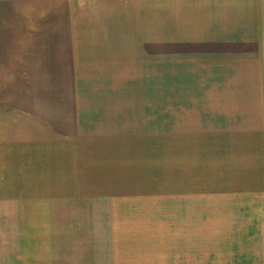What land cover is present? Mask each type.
<instances>
[{
    "label": "crops",
    "instance_id": "1",
    "mask_svg": "<svg viewBox=\"0 0 264 264\" xmlns=\"http://www.w3.org/2000/svg\"><path fill=\"white\" fill-rule=\"evenodd\" d=\"M156 79L163 264H264V0H0V264L141 254L114 82Z\"/></svg>",
    "mask_w": 264,
    "mask_h": 264
},
{
    "label": "rangeland",
    "instance_id": "2",
    "mask_svg": "<svg viewBox=\"0 0 264 264\" xmlns=\"http://www.w3.org/2000/svg\"><path fill=\"white\" fill-rule=\"evenodd\" d=\"M99 83V82H98ZM102 85L110 83L123 89L124 105L134 102L135 115H139L138 126L132 129L125 126L123 136L134 137L133 141L124 143V155L130 157L125 163L130 162L131 168L124 169L130 172L131 183L125 186L124 192L119 197L132 202L134 208H126V214L134 216V221H139L138 227L140 237H144L149 231L152 233L150 240H141L139 252L141 254L120 257H102V264H163V131H164V81L156 80H124L103 81ZM109 86V84H108ZM109 86V87H110ZM110 91V90H109ZM132 96L127 95L128 92ZM106 96L110 103H118L120 99L112 93ZM118 100V101H117ZM129 107H125L127 109ZM128 120L124 121L125 125ZM112 193H108L110 196ZM150 217V219H149ZM149 222V223H148ZM110 226V225H109ZM124 233H129L124 230ZM103 243V242H102ZM126 243V241H125ZM125 246L127 244H124ZM128 245L125 247L127 250ZM138 251V250H137ZM150 252L149 255L143 254ZM105 258V259H104Z\"/></svg>",
    "mask_w": 264,
    "mask_h": 264
}]
</instances>
